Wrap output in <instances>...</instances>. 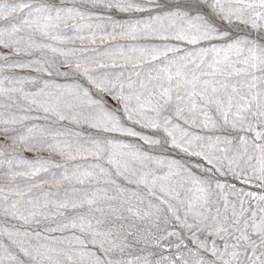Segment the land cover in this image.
Masks as SVG:
<instances>
[{
	"label": "snow or ice",
	"instance_id": "obj_1",
	"mask_svg": "<svg viewBox=\"0 0 264 264\" xmlns=\"http://www.w3.org/2000/svg\"><path fill=\"white\" fill-rule=\"evenodd\" d=\"M0 264H264V0H0Z\"/></svg>",
	"mask_w": 264,
	"mask_h": 264
}]
</instances>
